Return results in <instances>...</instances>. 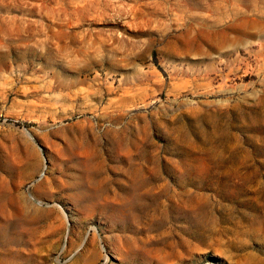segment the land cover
Listing matches in <instances>:
<instances>
[{
    "label": "rangeland",
    "instance_id": "374dc122",
    "mask_svg": "<svg viewBox=\"0 0 264 264\" xmlns=\"http://www.w3.org/2000/svg\"><path fill=\"white\" fill-rule=\"evenodd\" d=\"M0 264H264V0H0Z\"/></svg>",
    "mask_w": 264,
    "mask_h": 264
}]
</instances>
